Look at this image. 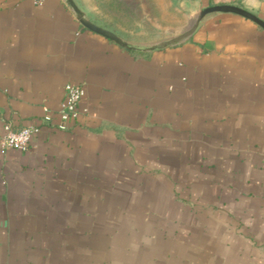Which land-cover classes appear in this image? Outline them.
<instances>
[{
	"label": "crops",
	"instance_id": "1",
	"mask_svg": "<svg viewBox=\"0 0 264 264\" xmlns=\"http://www.w3.org/2000/svg\"><path fill=\"white\" fill-rule=\"evenodd\" d=\"M36 1L0 0V139L38 127L0 146V264H264V29L212 13L148 51L185 29H110L73 0L130 51ZM224 5L264 22V0H185L188 29ZM70 83L83 114L61 130Z\"/></svg>",
	"mask_w": 264,
	"mask_h": 264
},
{
	"label": "rangeland",
	"instance_id": "2",
	"mask_svg": "<svg viewBox=\"0 0 264 264\" xmlns=\"http://www.w3.org/2000/svg\"><path fill=\"white\" fill-rule=\"evenodd\" d=\"M185 0H161L158 6L153 0H145L142 4L140 0H99L96 11H92V16L96 21L110 29L120 30V27H130L141 33H152L155 26L160 24L168 26V19L176 20L178 29H188V19L186 17L188 8L184 6ZM188 1V0H187ZM171 3V4H170ZM172 4L177 7L176 13H173ZM175 15V16H174ZM182 34V35H183ZM128 38L143 39L147 37L138 35H127Z\"/></svg>",
	"mask_w": 264,
	"mask_h": 264
},
{
	"label": "built area",
	"instance_id": "3",
	"mask_svg": "<svg viewBox=\"0 0 264 264\" xmlns=\"http://www.w3.org/2000/svg\"><path fill=\"white\" fill-rule=\"evenodd\" d=\"M36 3L42 4L43 0H37ZM85 96L86 92L83 86L72 83L65 86L64 99L59 108L62 120L61 130H67V123L77 121L83 114L80 107ZM4 129L5 135L0 139L1 149L23 153L30 150L32 137L38 132V127L35 125L16 129L12 123H6Z\"/></svg>",
	"mask_w": 264,
	"mask_h": 264
},
{
	"label": "water",
	"instance_id": "4",
	"mask_svg": "<svg viewBox=\"0 0 264 264\" xmlns=\"http://www.w3.org/2000/svg\"><path fill=\"white\" fill-rule=\"evenodd\" d=\"M67 1H68V4L72 7L74 13L76 14L78 21L81 23V25L84 28H86L87 30H89L93 33H96V34L116 43L117 45H119L120 47H122L124 49L130 50V51L136 50V48L134 46H132L128 42L124 41L121 37H119L116 34L92 23L85 16V14L77 7V5L74 3L73 0H67ZM218 12L233 13V14L240 15L242 17H245V18L253 21L254 23H256L257 25H259L260 27H262L264 29V22L262 20H260L258 17H256L255 15L251 14L250 12H248L244 9H241V8L235 7V6H229V5L214 6V7H210L208 9L203 10L200 13V15L197 17L192 28L189 31H187L185 34H183V35H181L175 39H172L166 43H161V44L155 45V46H153L147 50L148 51H154L156 49L167 48L169 46L177 45V44H180V43L186 41L190 36H192V34L196 30L197 26L200 24V22L206 16H208L212 13H218Z\"/></svg>",
	"mask_w": 264,
	"mask_h": 264
}]
</instances>
